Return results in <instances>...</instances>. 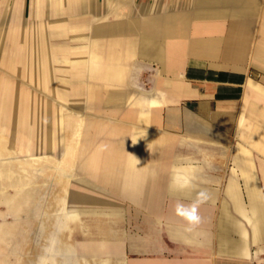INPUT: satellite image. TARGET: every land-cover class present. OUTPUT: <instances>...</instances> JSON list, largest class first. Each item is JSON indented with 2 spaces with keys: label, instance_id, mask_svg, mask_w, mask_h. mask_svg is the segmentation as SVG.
<instances>
[{
  "label": "crops",
  "instance_id": "crops-1",
  "mask_svg": "<svg viewBox=\"0 0 264 264\" xmlns=\"http://www.w3.org/2000/svg\"><path fill=\"white\" fill-rule=\"evenodd\" d=\"M0 249L264 264V0H0Z\"/></svg>",
  "mask_w": 264,
  "mask_h": 264
},
{
  "label": "clouds",
  "instance_id": "clouds-1",
  "mask_svg": "<svg viewBox=\"0 0 264 264\" xmlns=\"http://www.w3.org/2000/svg\"><path fill=\"white\" fill-rule=\"evenodd\" d=\"M208 198V193L206 191H201L197 194V200L191 205H177V214L186 222L188 231H193L202 223V217L199 215V207L201 204L205 203ZM45 253L46 255H42L39 258L38 264H50L47 255L49 249H45Z\"/></svg>",
  "mask_w": 264,
  "mask_h": 264
},
{
  "label": "rangeland",
  "instance_id": "rangeland-1",
  "mask_svg": "<svg viewBox=\"0 0 264 264\" xmlns=\"http://www.w3.org/2000/svg\"><path fill=\"white\" fill-rule=\"evenodd\" d=\"M1 250V249H0ZM1 259H2V261H6V262H1ZM9 259L10 258H3V257H0V264H14V263H11L10 261H9Z\"/></svg>",
  "mask_w": 264,
  "mask_h": 264
}]
</instances>
